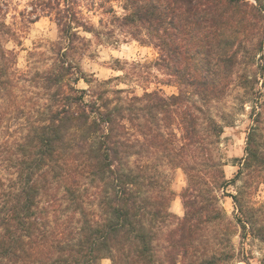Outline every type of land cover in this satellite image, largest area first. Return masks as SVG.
I'll list each match as a JSON object with an SVG mask.
<instances>
[{
  "label": "trees",
  "instance_id": "16d2710c",
  "mask_svg": "<svg viewBox=\"0 0 264 264\" xmlns=\"http://www.w3.org/2000/svg\"><path fill=\"white\" fill-rule=\"evenodd\" d=\"M98 8L101 29L86 14ZM8 13L0 1V264H235L239 228L264 243V0H31L21 15L53 16L59 34L49 66L27 72L6 46L19 39ZM116 29L157 49L151 64L178 93L86 77L82 32ZM235 87L252 124L228 179ZM166 167L186 175L181 216ZM237 182L232 220L221 194Z\"/></svg>",
  "mask_w": 264,
  "mask_h": 264
},
{
  "label": "rangeland",
  "instance_id": "374dc122",
  "mask_svg": "<svg viewBox=\"0 0 264 264\" xmlns=\"http://www.w3.org/2000/svg\"><path fill=\"white\" fill-rule=\"evenodd\" d=\"M6 3L9 11L7 22L18 32L19 39L10 40L6 46L14 49L17 55V68L21 71H33L35 68L40 70L47 68L48 59L51 56L52 42L58 38V27L53 16H41L37 21H28L27 16L23 17L21 12L29 9L31 0H0ZM122 14V2H110ZM92 22L102 28L101 20L108 21L107 16L102 9L94 12H86ZM105 30V29H104ZM91 43L85 52L76 54L75 58L80 63L86 77L96 80L112 79L110 86L125 88L128 91H134L136 94H142L145 89L153 90L161 88L167 94L178 93V87L175 84H166L169 76L164 70H158L152 66L151 62L158 57L157 49L151 44H144L135 40L131 35L123 30L116 29L115 35L97 39L90 33L82 32ZM107 40V41H106ZM41 53H44L42 55ZM44 59V60H43ZM42 60V61H41ZM146 65L148 68L143 67ZM136 70L137 74H133ZM140 70V71H137ZM149 70V73L146 72ZM144 74V75H143ZM77 86L79 88H90L92 84L80 79ZM237 89L230 91L227 97L228 111H233L234 116L229 124H224V133L222 135L221 149L224 159L228 162L225 167V173L228 179L234 178L238 166L235 163L236 158H241L245 154L246 136L252 121L250 117L251 106L246 105L245 109L240 107L237 96ZM234 107V108H233ZM218 120H222L218 117ZM169 185L173 190V200L171 210L177 215L184 212L181 192L187 184L186 175L180 168H165ZM240 182L231 184L221 194V204L229 218L234 220L235 205L230 194H235ZM255 201L262 203L264 201V185H261L254 196ZM240 228L234 236V244L239 256L235 264H261L264 257V243L248 235L247 238L240 237ZM244 259L241 261V259ZM99 264H112L111 259L103 258Z\"/></svg>",
  "mask_w": 264,
  "mask_h": 264
}]
</instances>
